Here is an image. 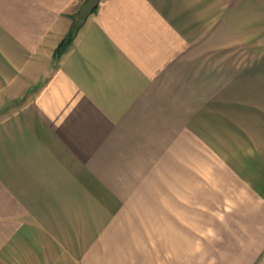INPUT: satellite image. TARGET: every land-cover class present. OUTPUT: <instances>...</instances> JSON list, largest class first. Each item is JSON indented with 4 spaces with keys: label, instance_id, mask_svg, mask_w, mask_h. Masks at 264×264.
<instances>
[{
    "label": "crops",
    "instance_id": "crops-1",
    "mask_svg": "<svg viewBox=\"0 0 264 264\" xmlns=\"http://www.w3.org/2000/svg\"><path fill=\"white\" fill-rule=\"evenodd\" d=\"M85 1L0 0V264H258L264 0Z\"/></svg>",
    "mask_w": 264,
    "mask_h": 264
},
{
    "label": "rangeland",
    "instance_id": "rangeland-1",
    "mask_svg": "<svg viewBox=\"0 0 264 264\" xmlns=\"http://www.w3.org/2000/svg\"><path fill=\"white\" fill-rule=\"evenodd\" d=\"M245 17V16H244ZM262 22V25L264 26V15L258 16V15H249V30H239L234 32V38L233 41H235V46L228 50L226 53L230 57V60L236 61V63L240 60H244L245 62L249 61V65L253 68H251V76L252 74H256L257 71V60L259 54H264V46L260 45V42L264 44V30H259V23ZM235 23L238 22L237 16H235ZM245 22V20H244ZM258 23V24H257ZM244 27H246V24H244ZM224 34H226L224 32ZM225 36V35H223ZM230 36L228 35V38ZM244 39V41L242 40ZM246 41V42H245ZM248 41V43H247ZM234 101H241V99H238L237 96L234 98ZM263 254L259 257L258 264H260L264 260V249Z\"/></svg>",
    "mask_w": 264,
    "mask_h": 264
},
{
    "label": "water",
    "instance_id": "water-1",
    "mask_svg": "<svg viewBox=\"0 0 264 264\" xmlns=\"http://www.w3.org/2000/svg\"><path fill=\"white\" fill-rule=\"evenodd\" d=\"M101 0H86L79 12L74 16L69 33L66 38L75 39L81 28L86 24L89 17L98 8Z\"/></svg>",
    "mask_w": 264,
    "mask_h": 264
},
{
    "label": "trees",
    "instance_id": "trees-1",
    "mask_svg": "<svg viewBox=\"0 0 264 264\" xmlns=\"http://www.w3.org/2000/svg\"><path fill=\"white\" fill-rule=\"evenodd\" d=\"M72 42H73V39L65 37L59 44L58 48L56 49L55 56L60 57L69 48Z\"/></svg>",
    "mask_w": 264,
    "mask_h": 264
}]
</instances>
